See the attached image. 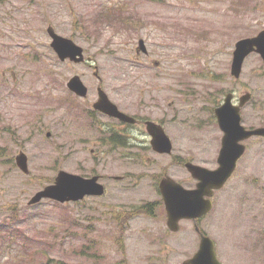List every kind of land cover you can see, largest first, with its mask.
Masks as SVG:
<instances>
[{
	"label": "rangeland",
	"instance_id": "obj_1",
	"mask_svg": "<svg viewBox=\"0 0 264 264\" xmlns=\"http://www.w3.org/2000/svg\"><path fill=\"white\" fill-rule=\"evenodd\" d=\"M8 1L0 4V30L25 31L24 35L14 34L10 42L37 46L44 42L41 32L47 33L49 25L59 35L73 39L95 61L101 76L129 85L122 94L131 95L134 103L143 97L146 103L160 107L158 116L167 121L178 152L185 157L191 153L195 163L207 168L218 165L223 133L215 108L226 93L239 97L250 92L252 100L242 109V123L246 128L264 127V62L260 55L252 54L246 60L239 80L231 75L235 43L264 29V0ZM128 17L140 19L136 30L125 23ZM140 39L148 54L137 53ZM41 54L42 77L52 71L58 79L81 73L93 78L84 65L59 61L50 46ZM48 111L50 119L52 112ZM4 114L9 115L1 122H9L14 115L10 109ZM48 130L51 139L46 138ZM24 135L14 143L11 131L0 129V228L2 223L5 227L0 229V264H164L165 257L153 253L150 245L154 227H158L155 221H132L125 249L103 239L116 228L94 221L91 201L62 205L43 200L30 205L29 200L53 183L60 169L75 173L81 165L75 159L63 161L66 157L61 158L63 151L58 148L60 131L46 129L27 134L30 173H23L15 165V157L24 150ZM246 143L248 150L234 176L216 192L213 209L199 222L217 242L223 264H264V138ZM165 165L161 162L151 171H160ZM174 169L171 174L189 177L186 169ZM140 192L150 195L145 198L152 196L146 185ZM11 205L18 208L17 222H12ZM159 228L165 229V225L160 223ZM170 237L190 239L191 249L198 248L199 236L192 223L184 222ZM181 253L177 250L170 255L172 264H181L188 257Z\"/></svg>",
	"mask_w": 264,
	"mask_h": 264
},
{
	"label": "flooded vegetation",
	"instance_id": "obj_2",
	"mask_svg": "<svg viewBox=\"0 0 264 264\" xmlns=\"http://www.w3.org/2000/svg\"><path fill=\"white\" fill-rule=\"evenodd\" d=\"M7 2L8 0H0V4ZM134 30H136L135 27ZM41 33L44 39L41 40L44 42L30 47L22 45L19 40L10 42L14 34L24 35V30H0V129H11L14 143L17 142L20 134L25 133L22 137L24 150L19 152L28 149L30 144L28 133H40L46 129L60 131L58 148L63 151L61 158L66 157L63 161L70 162L75 159L81 166L74 174L84 178L96 177L97 182L104 188L102 195L86 196L77 202V205H84L86 201H91L94 221L104 222L105 226L108 225L111 230L116 228L114 234L106 233L103 239L112 245L120 243L126 246V242L129 241V231H132L131 222L138 219L152 220L158 223L156 224L158 227H154V236L150 239L153 241L150 243L153 253H157L158 256L163 255L164 264L165 262L172 264L170 255H176L179 250L183 252L180 254L183 258L188 256L181 263L184 264L198 251L201 233L206 234L199 225L203 218L196 221L183 219L179 222L180 230L184 222L194 225L195 232L199 236L198 240L196 239L197 250L191 249L190 239H178L177 243L170 237L176 232H173L168 224L169 216L161 185L163 181L172 179L184 189L196 188L198 181L189 172L187 164H200L195 163L191 153L188 154L189 157H185L186 154L178 152L175 141L171 137L172 130L168 129L167 121L158 116L162 113L158 105L146 103L143 97L134 103L130 98L131 95L122 94V91L127 88L125 86L129 85L119 79L100 76L97 71L98 66L91 57L88 62L80 63L86 69H90L93 74V78H86L84 73L80 74L86 86L85 96L77 95L69 89L71 78L59 75L61 79H58V77L49 76V73L46 77H42L44 70L39 67L41 50L48 48L49 38L44 31ZM259 33L246 38L257 37ZM252 54L260 55L256 52L251 53L245 59L243 67ZM114 81L117 83H113ZM232 94L234 95L233 104L239 105L242 95L235 97V94ZM109 101L116 105L119 112L130 116L132 120H125L113 111L110 112L109 106L112 105ZM7 109L13 112V118L9 122H1L3 116L9 115L4 114ZM48 110L52 112L50 119ZM26 114L33 118H28ZM155 128L164 131L169 141L168 143L164 141L163 147H169L170 150L157 148V144L154 143L155 137L150 131ZM23 129H31V131ZM221 132L223 133L222 130ZM223 136L224 133L220 137L217 163ZM51 137L52 132L48 130L46 138L51 139ZM249 140L245 141V152L248 150L246 142ZM162 149L164 151H161ZM161 162L166 165L160 171H155ZM175 167L186 169L185 172L189 174V177L181 179L171 174L170 169L175 170ZM88 168L89 172H86ZM153 168L155 170L152 172ZM62 170L66 169L59 171ZM145 185L152 192L151 198H145L148 194L140 192ZM160 223L165 225V229L159 228ZM196 227L201 233L196 230ZM90 229H94L95 232L93 225ZM182 246L184 249L181 248ZM215 248L220 258L217 242H215Z\"/></svg>",
	"mask_w": 264,
	"mask_h": 264
},
{
	"label": "water",
	"instance_id": "obj_3",
	"mask_svg": "<svg viewBox=\"0 0 264 264\" xmlns=\"http://www.w3.org/2000/svg\"><path fill=\"white\" fill-rule=\"evenodd\" d=\"M52 38L51 47L56 51L62 61L71 60L75 63L84 61L83 49L73 39L59 36L52 27L48 28ZM138 51L147 53L143 40L140 41ZM253 52L261 55L264 61V30L257 37L245 38L236 43L231 65V75L240 79L243 72L245 59ZM69 89L78 94L85 95L86 88L78 76L69 82ZM234 95L228 93L224 103L215 110L220 129L224 132L222 148L218 157V167L209 169L193 163H188L187 168L194 179L198 180L196 188L184 189L172 179L162 182L161 191L168 212L169 227L177 232L181 220H197L211 212L212 198L216 190L222 189L236 170L237 163L246 151L244 142L252 137H264V127L247 129L242 124V108L252 99L251 93H246L240 99L239 105L233 104ZM114 110L118 112L115 106ZM125 119H130L126 115ZM153 133L157 148L163 147L164 141L169 139L161 129H150ZM161 151H164L163 149ZM17 166L26 174L29 173L26 155L21 154L16 159ZM104 188L97 182V178H84L69 172L61 171L54 184L38 191L29 201L30 205L38 204L44 199H51L59 203L76 202L86 196L102 195ZM196 230L200 232L197 227ZM201 244L197 253L184 264H222L216 254L213 240L201 235Z\"/></svg>",
	"mask_w": 264,
	"mask_h": 264
},
{
	"label": "trees",
	"instance_id": "obj_4",
	"mask_svg": "<svg viewBox=\"0 0 264 264\" xmlns=\"http://www.w3.org/2000/svg\"><path fill=\"white\" fill-rule=\"evenodd\" d=\"M121 8H123V7H121ZM121 11H123V9H120ZM105 14H107V12L105 13ZM130 15V14H129ZM129 18L130 17H128L126 20V22L125 23H129V24H132V25H134V26H137L138 24H139V22H140V19H136V21H132V20H129ZM14 214H16V212L14 213ZM119 245H121V244H119ZM121 248V247H120ZM61 264H63V262H60ZM49 264H51V263H49Z\"/></svg>",
	"mask_w": 264,
	"mask_h": 264
}]
</instances>
